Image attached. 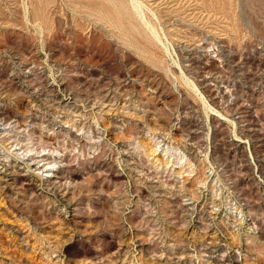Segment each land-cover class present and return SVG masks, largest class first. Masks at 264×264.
<instances>
[{
    "label": "rangeland",
    "instance_id": "1",
    "mask_svg": "<svg viewBox=\"0 0 264 264\" xmlns=\"http://www.w3.org/2000/svg\"><path fill=\"white\" fill-rule=\"evenodd\" d=\"M1 117L0 264H264V0H0Z\"/></svg>",
    "mask_w": 264,
    "mask_h": 264
},
{
    "label": "bare ground",
    "instance_id": "2",
    "mask_svg": "<svg viewBox=\"0 0 264 264\" xmlns=\"http://www.w3.org/2000/svg\"><path fill=\"white\" fill-rule=\"evenodd\" d=\"M124 5V3L120 4V6ZM17 125V122L14 123V121H7L3 117L0 118V132L3 134H5V132H10ZM46 149L47 148L44 147L34 154L30 152L33 151V149H29V142H23L22 140L16 141L13 148V150H15L13 157H11V159H6L5 157L0 158V179L8 181L9 177L16 174L27 175L26 172H29L30 168L39 169L42 177L46 179L47 184L51 186V189L60 192L61 197L65 196L66 191H63V189L65 188L64 185L66 181H63L65 177L58 171L59 163L57 164V159L54 155L55 150H47L44 152ZM22 167L26 168V172L20 171L23 169Z\"/></svg>",
    "mask_w": 264,
    "mask_h": 264
}]
</instances>
